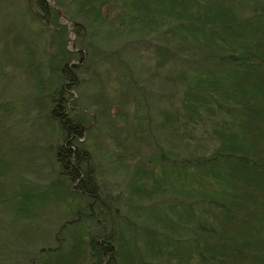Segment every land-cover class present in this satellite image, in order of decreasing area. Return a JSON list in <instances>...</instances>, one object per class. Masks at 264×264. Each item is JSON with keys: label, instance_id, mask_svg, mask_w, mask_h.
<instances>
[{"label": "trees", "instance_id": "16d2710c", "mask_svg": "<svg viewBox=\"0 0 264 264\" xmlns=\"http://www.w3.org/2000/svg\"><path fill=\"white\" fill-rule=\"evenodd\" d=\"M20 1L29 22L20 38L7 29L11 21L0 23V86L13 66L29 74L54 134L26 150L34 156L20 178L28 191L0 197V214L6 209L16 223L0 221V257L3 230L19 240L24 220L52 203L65 209V222L39 238L51 245L16 264H264V0H152L136 14L129 0H53L75 40L47 0ZM107 9L118 14L109 19ZM28 25L39 29L31 38ZM138 46L156 60L139 80L129 66L142 54L127 58ZM94 58L130 70L128 93L110 100L98 71L88 81ZM157 76L172 92L154 107L146 81ZM93 84L99 92L88 104L71 101L72 91ZM1 88L5 134L20 112ZM130 97L142 116L129 138L117 134L114 150L91 145L100 124L114 122L104 120L107 108L131 106ZM35 161L52 168L45 185L29 175Z\"/></svg>", "mask_w": 264, "mask_h": 264}, {"label": "rangeland", "instance_id": "374dc122", "mask_svg": "<svg viewBox=\"0 0 264 264\" xmlns=\"http://www.w3.org/2000/svg\"><path fill=\"white\" fill-rule=\"evenodd\" d=\"M151 1L152 0H129V3L132 12L136 14V11H138V9L143 8V6H147L149 3H151ZM47 2L54 5L53 0H47ZM12 4H14L17 8H15L14 5H6L5 0H0V23H8L11 21L7 29H9V32H11L13 36H19L18 38H20L21 33L18 34L17 30H20V28L23 26V22H29L28 19L23 17L21 18L20 16L21 12L24 10V5L22 4V2L20 0H15V2ZM56 9L63 17L61 23L67 27L68 32L71 34L70 37L72 38V40H75L76 38L71 29V24L68 20H66L63 11H60L59 7H57ZM8 12L12 14L13 17H16V19L8 14ZM6 14H8L10 18L4 19L3 16H5ZM106 14L109 19H113L118 14V11L112 12L110 9H107ZM27 28L28 30L26 32V35H28L29 38H31L32 35L36 34L37 30H39L36 25H28ZM104 32L106 33L107 29H104ZM53 43V39H50L49 46H47L46 48L49 53L56 52L55 48L57 46V43ZM5 44L8 45L6 46L7 49L12 50L11 39H5ZM142 46L129 48V53L127 52V58L129 60H134L133 58H135L136 55L138 56V54H142L141 57L138 58V60H140L139 66H129V69L134 72V76L137 78V80H139V78L147 76L149 70L153 69V66L156 64V60L147 57V50L145 48L143 49ZM43 47H45V45H43ZM67 49L73 53L77 51L73 48L72 43L68 44ZM84 54L85 60L87 62L89 56L87 53ZM98 61V58H94L90 63V68L92 70H90L91 73L89 72V74L87 75V79L88 81L95 82L96 74L94 73V71L96 73L99 72L98 74L102 75L104 79L105 90H108L110 100H115V98L118 97L117 93H119L120 90L126 92V81L127 79H129V77L127 76L128 74L131 76L130 70H128L127 67L119 68L116 65L117 62L115 63L114 58H108V60L104 58L105 64L101 66L96 65ZM44 70L47 72L48 69ZM9 72H12L10 79L6 80L3 85L0 86V88L2 87L1 90L3 94H5L4 98L9 101L12 100V104H15V107L18 108L20 115L18 114L16 118L10 120V122L7 124L8 128L5 134H0V190H2V195L0 194V197L3 196L4 198L9 197L10 191H12L13 188L16 187L20 191H28L29 188H27V186H25V184L20 181V178L23 169L33 163L34 156L33 152L29 153L26 152V150L27 148L31 147L32 144L38 145L39 143H43L44 137H46L48 133L54 134L53 124L50 123L47 118L48 108H39V105L33 97V94L36 91L30 75H26L22 71L20 72L16 69L15 66L11 67ZM163 81V78L159 76L153 77L152 80L151 78H149L146 81V84L150 88L149 95L152 98L150 103L153 104L154 107L164 106L162 104V101L164 99L166 100V98L172 92L171 89L164 86ZM95 85H89L84 88L72 91L71 94L73 95V98L71 99V101L80 100L83 103L91 101L90 99L95 95V93L99 92L98 88H94ZM117 90H119V92ZM82 96H85V98H83ZM99 99H101V96L99 97ZM128 100L130 101L131 106L122 104L120 105L122 106L121 108L117 105L116 107L114 106L113 109L108 110L107 108V111L105 110L107 112V115L103 117L104 120H108V118L113 117L114 122L111 124H100L101 133L96 132L95 135L93 134L95 139L90 142L91 145H97L101 148H104V151H106L107 148L114 150V147L116 148L117 140L115 139V137H117V134L121 139L125 140L129 138V131L133 130L135 124V116H138V114L135 106L136 103L134 102L133 98L130 97L128 98ZM154 123L156 124L157 120H155ZM101 143H103L102 145L104 147L101 145ZM41 163L42 166L40 167ZM33 167H36L34 171L35 173H30L29 175H31V177H33L34 180L39 183L38 185H45L52 179V168L50 164L47 165V162L44 163L43 161H35ZM105 175L107 176L108 180L113 181L108 176L107 171L105 172ZM64 210L65 209H62L56 204L50 203L46 205L45 210L39 212L37 217H33L29 221L24 220L22 226L18 228L19 236H17V238H19V240L14 239V241H12L11 236L8 235L9 233L3 230L2 238L4 240V249L3 257H0V264H16L17 262L19 263V259L24 258L26 255L33 256V253L36 250L40 249L43 242H50L51 245L52 240H41L39 238L42 237L43 234H45L44 236L49 237L50 233H52V236H54V234L65 222V218L63 217V214H65ZM0 216L1 225H3L4 227H12L16 225V223L13 224L12 221H10L11 216L10 214H6V209L4 210L3 214H0ZM18 224L21 225L20 223ZM19 230H21V232ZM22 232H24L23 235ZM77 232L78 231L73 229L67 232L66 235L70 237ZM64 247L68 248V245ZM59 255L60 253L51 254L50 256H48L50 257V260L54 261V259Z\"/></svg>", "mask_w": 264, "mask_h": 264}, {"label": "water", "instance_id": "95a60500", "mask_svg": "<svg viewBox=\"0 0 264 264\" xmlns=\"http://www.w3.org/2000/svg\"><path fill=\"white\" fill-rule=\"evenodd\" d=\"M54 6H55V8H57V5L56 4H54Z\"/></svg>", "mask_w": 264, "mask_h": 264}]
</instances>
